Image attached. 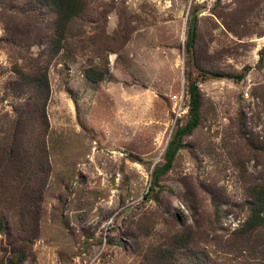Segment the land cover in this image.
<instances>
[{"label": "rangeland", "instance_id": "374dc122", "mask_svg": "<svg viewBox=\"0 0 264 264\" xmlns=\"http://www.w3.org/2000/svg\"><path fill=\"white\" fill-rule=\"evenodd\" d=\"M40 1L0 0V264H264V0H82L58 51Z\"/></svg>", "mask_w": 264, "mask_h": 264}, {"label": "trees", "instance_id": "16d2710c", "mask_svg": "<svg viewBox=\"0 0 264 264\" xmlns=\"http://www.w3.org/2000/svg\"><path fill=\"white\" fill-rule=\"evenodd\" d=\"M42 4L46 5L51 12L55 15V35L54 38L56 43L57 51L63 47L62 43L66 37V33L69 29L70 23L73 19L78 17L83 11L82 0H41ZM190 60H194V55L188 48ZM248 68L240 74H225L220 72L211 73L210 78H229L235 81H241L244 79ZM205 75V74H204ZM86 76L93 82H97L102 78L101 74L98 75L96 69L88 68L86 71ZM46 80L45 76H37L35 81H37L36 88L40 89L39 82ZM42 85V84H41ZM201 122V93L199 89V84L196 81H192L189 84V118L188 122L184 127L177 128L173 133L170 142L165 151L164 163L157 167L153 172V184L158 183L159 177L168 172L174 163L175 157L178 151L184 147L182 139L184 136L191 134ZM252 201H251V215L247 220L245 226L243 227L244 232L250 233L264 226V185L257 186L252 191ZM22 257V256H19Z\"/></svg>", "mask_w": 264, "mask_h": 264}]
</instances>
